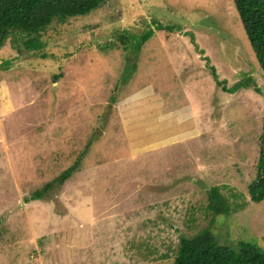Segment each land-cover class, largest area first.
<instances>
[{
	"label": "rangeland",
	"instance_id": "374dc122",
	"mask_svg": "<svg viewBox=\"0 0 264 264\" xmlns=\"http://www.w3.org/2000/svg\"><path fill=\"white\" fill-rule=\"evenodd\" d=\"M101 1L0 45V264L264 252V71L233 0Z\"/></svg>",
	"mask_w": 264,
	"mask_h": 264
},
{
	"label": "trees",
	"instance_id": "16d2710c",
	"mask_svg": "<svg viewBox=\"0 0 264 264\" xmlns=\"http://www.w3.org/2000/svg\"><path fill=\"white\" fill-rule=\"evenodd\" d=\"M101 0H0V45L6 40L13 29L24 31L37 30L47 24L49 16L60 14L84 13L94 8ZM102 2V1H101ZM246 31L248 40L254 50L257 61L264 71V0H233ZM163 25H156L157 30H161ZM154 29L147 30L139 39V45L153 35ZM209 63L208 68L213 73L215 84L223 91L232 93L238 91L240 87L248 85L247 81L238 82L233 88H227L225 80L219 79L215 67ZM224 81V83H223ZM254 85V84H252ZM255 86V85H254ZM264 121V119H263ZM262 146V156L259 160L257 175L258 181L249 188L252 199L257 202L264 198V136ZM76 170L73 164L56 180L46 183L34 194L35 198H43L45 193L52 189L54 183H63L72 172ZM217 189L212 188L210 194L216 196ZM200 239H182L178 249V258L182 264H264V252L262 249L242 246L241 251H235L230 246L215 247L209 241L207 235ZM225 250H229L225 252Z\"/></svg>",
	"mask_w": 264,
	"mask_h": 264
}]
</instances>
